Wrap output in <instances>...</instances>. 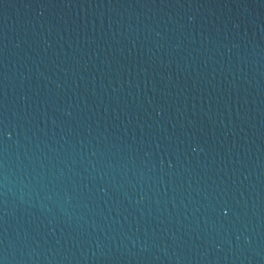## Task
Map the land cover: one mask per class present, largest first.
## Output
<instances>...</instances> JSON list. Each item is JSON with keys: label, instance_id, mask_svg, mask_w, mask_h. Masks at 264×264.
<instances>
[{"label": "water", "instance_id": "95a60500", "mask_svg": "<svg viewBox=\"0 0 264 264\" xmlns=\"http://www.w3.org/2000/svg\"><path fill=\"white\" fill-rule=\"evenodd\" d=\"M0 264H264V74L0 0Z\"/></svg>", "mask_w": 264, "mask_h": 264}]
</instances>
